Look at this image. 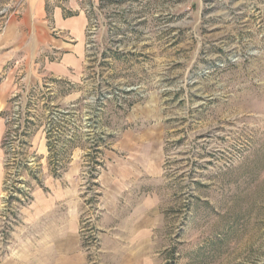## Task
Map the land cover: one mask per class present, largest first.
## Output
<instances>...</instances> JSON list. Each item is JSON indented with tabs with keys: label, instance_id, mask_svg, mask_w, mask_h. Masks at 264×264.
I'll return each mask as SVG.
<instances>
[{
	"label": "rangeland",
	"instance_id": "1",
	"mask_svg": "<svg viewBox=\"0 0 264 264\" xmlns=\"http://www.w3.org/2000/svg\"><path fill=\"white\" fill-rule=\"evenodd\" d=\"M80 4L79 68L12 82L5 247L38 192L72 189L88 264L115 263L102 175L116 173L145 263L264 264V0Z\"/></svg>",
	"mask_w": 264,
	"mask_h": 264
},
{
	"label": "crops",
	"instance_id": "2",
	"mask_svg": "<svg viewBox=\"0 0 264 264\" xmlns=\"http://www.w3.org/2000/svg\"><path fill=\"white\" fill-rule=\"evenodd\" d=\"M80 1L0 0V10L8 5L14 12L18 5L5 32L0 34V79H3L0 83V264H88L79 235L82 207L72 189L56 190L51 198L38 192L31 208L24 213L18 233L11 242L7 241L6 247L1 221L6 174L2 140L7 122L3 112L14 92L12 82L16 77L28 80L43 74L63 79L70 76L72 69L79 68L88 26ZM110 175L111 179L105 173L102 175L106 181L102 185L107 191L102 200L103 220L115 219L116 227L104 230L110 242L105 241L106 256L116 259L112 264H151L143 261L140 240L144 232L136 226L134 231L126 232L127 227L121 226L136 224L137 217L142 218L143 213L137 216L135 202L119 199L123 191L115 183L116 173ZM128 207L134 213L125 217ZM146 231L149 238L151 232Z\"/></svg>",
	"mask_w": 264,
	"mask_h": 264
},
{
	"label": "built area",
	"instance_id": "3",
	"mask_svg": "<svg viewBox=\"0 0 264 264\" xmlns=\"http://www.w3.org/2000/svg\"><path fill=\"white\" fill-rule=\"evenodd\" d=\"M18 5L14 7V12ZM11 6L6 5L0 10V34H3L9 24L11 15L14 13Z\"/></svg>",
	"mask_w": 264,
	"mask_h": 264
}]
</instances>
